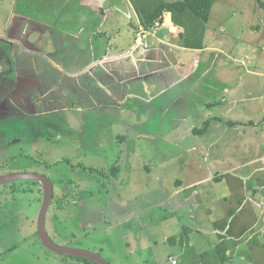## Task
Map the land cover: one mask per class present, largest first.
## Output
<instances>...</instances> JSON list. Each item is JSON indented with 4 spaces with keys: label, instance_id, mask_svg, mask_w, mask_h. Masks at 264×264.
Wrapping results in <instances>:
<instances>
[{
    "label": "rangeland",
    "instance_id": "obj_1",
    "mask_svg": "<svg viewBox=\"0 0 264 264\" xmlns=\"http://www.w3.org/2000/svg\"><path fill=\"white\" fill-rule=\"evenodd\" d=\"M99 1L104 7L103 11H107L109 20L115 18L118 12L122 17L105 26L108 22L103 25L100 16L91 22L82 16V10L75 13L77 0H0V176L34 172L53 181L55 193L65 207H57L55 198L46 216L47 234L56 244L98 252L113 264H136L135 260L123 261L118 256L119 253H130L136 245L131 241L128 245L125 239H121L119 233L126 231L125 226L113 220L108 224L103 221V198L106 187L110 185L104 184L103 172L111 173V168H107L106 172L103 166L111 167L117 159L123 164H142L149 158L137 157L132 160L129 155H122L119 149L140 148L148 151L174 147L165 137L173 123L170 118L172 111L168 110L165 98L155 101L150 109L146 103L141 107L142 101L136 99L124 106L108 107L103 102V87L91 84L85 87L86 93L77 91L80 88L76 89V93L63 92L65 89L70 90L73 84L69 88L67 83L70 78L61 72L57 75L54 72L46 73L45 70L41 77L44 84L41 81L36 83L37 77L31 75L37 68L45 66L42 62L47 64L48 71L56 69L54 61L60 62L64 71H69L94 54L97 63L91 73L100 78L103 46L110 50L119 47L115 51L117 54H123L132 47L136 38L133 26L138 25V21L134 12L127 19L128 11L121 9L130 6L132 10L129 0ZM69 23L78 28H71L73 35L65 34V41L57 43V34L62 35L59 27ZM209 24L206 45L217 46L216 50L231 54L228 60L233 66L229 67L239 68L238 73H234L232 84L244 82L253 98L264 94V0H217ZM115 26L117 28L113 29ZM105 30L107 34H103ZM156 30L151 31L158 32L155 34L158 40H174L172 36L180 33L178 28L173 29L165 24ZM82 38L86 41L84 45L80 44ZM215 53L214 57L223 55ZM244 54L250 56L245 60L246 65L237 61ZM51 57L55 58L54 61H50ZM209 57L203 61L201 57L198 62L196 58L188 61L199 72L184 81V85L190 86L195 82L198 85L218 84L221 81L217 78L218 71L214 70L221 66L220 63L228 62L222 56L219 59ZM233 57L238 59L232 62ZM175 65L179 70V65ZM184 66L182 64L180 72L185 70ZM59 81L61 83L56 91ZM140 81H132L128 87L132 89L142 84ZM49 85L54 86L51 90L55 92L47 95L43 90L49 89ZM99 88L102 91L99 92ZM178 89L167 95L174 96ZM185 95L183 102L177 105L184 104L182 111L187 107L186 111L194 117L196 109L193 94L188 91ZM259 100L262 101L261 98ZM121 106L126 110L137 109L141 123H125L138 118L133 116L132 119L128 113L121 114ZM247 109L241 106L238 113L245 114L250 110ZM260 112L257 105L252 106V116ZM121 115L125 119L123 123ZM118 120L119 123H115ZM195 126L202 128L203 123ZM246 131L248 133L240 140L242 142H249V133L253 135L257 131L264 135V126L256 123L255 126L247 127ZM123 135L129 138L125 139ZM196 136L191 135L193 138ZM192 142L191 139L187 141L189 144ZM166 143V147H163ZM103 144H106L107 151L103 150ZM242 155L251 158L255 153L250 148H244V154L237 151V156L232 155V158L239 160ZM259 164L263 165L264 160ZM92 167L96 172L91 171ZM259 174H263L261 177L264 178V172ZM41 187L42 184L33 183L31 179L0 185V264H91L76 256L54 252L43 244L38 231V219L44 201ZM114 190H110L109 197H116ZM152 248L155 251L162 250L159 246ZM152 248H145V255L151 254ZM148 264L158 263L150 260Z\"/></svg>",
    "mask_w": 264,
    "mask_h": 264
},
{
    "label": "crops",
    "instance_id": "obj_2",
    "mask_svg": "<svg viewBox=\"0 0 264 264\" xmlns=\"http://www.w3.org/2000/svg\"><path fill=\"white\" fill-rule=\"evenodd\" d=\"M76 8L78 6L74 7L75 13L79 11ZM121 9L128 11L127 19L134 12L135 18L140 22L133 6L132 10L130 6H123ZM106 14L103 25L106 21L109 24L105 26L122 17L118 12L115 18L109 20ZM169 17L171 16L166 18L165 25L173 29L176 27L181 33L183 29L174 26ZM59 28L62 35L57 34V43L65 41V34L73 35L71 28L78 27L69 23ZM115 28L117 26L113 29ZM107 30L103 34H107ZM133 32L136 36L134 44L123 54L115 52L119 47L110 50L103 46V70L99 69L100 78L91 73L97 63L94 54L69 71H64L63 65L51 57L50 61H54L56 67L54 71H48L47 64L42 62L45 66L42 65L31 74L37 77L36 83L41 81L42 84L44 80L41 77L45 70L46 73L68 76L69 88L73 85L70 90L65 89L63 92L76 93L78 88L80 89L77 91L85 92V87L91 84L103 87V91L100 88L97 90L103 92V102L108 107L124 106L136 99L142 101L141 107L146 103V107L150 109L155 101L165 98L168 110L172 111V127L165 136L170 144L173 143L172 149H119L122 155H129L132 160L137 157L149 158L147 161L141 160L142 164H123L117 159L120 165L118 174L103 175L104 184H110L106 187L103 198V221L108 224L113 220L118 225H124L126 231L119 233L121 239H125L128 245L129 241L136 244L130 253L123 252L121 255L118 252L119 258L123 261L135 260L136 264H148L150 260L152 263L173 264L172 259H177V264H264V178L261 177L263 174H259L264 172V164H259L264 160V135L256 131L253 135L248 134L249 142L240 141L248 133L247 127L255 126L256 123L264 126V94L260 93L253 98L244 82L232 84L235 80L234 73L239 68H230L232 64H229L228 59L232 55L216 50L217 46L204 43V49L193 50L181 45L179 32V35L172 36L174 40H158L155 36L158 32L150 31L144 40L147 43L145 47L139 45L140 28L138 30L137 24L133 26ZM85 42L83 38L80 39L81 45ZM215 52L223 55L214 57ZM209 56L215 59L222 56L228 62L220 63L221 66L214 70L218 71L217 78L221 81L218 84L198 85L195 82L190 86L184 85V81L199 72L188 61L196 58L198 62L201 57L203 61L209 59ZM175 58L177 60L174 61ZM233 58L232 62L238 59ZM248 58L250 56L244 54L237 61L246 65L245 60ZM175 63L179 65V70ZM182 64L185 65V70L180 72ZM138 79L142 80V84H137L132 89L128 87L130 82ZM60 83L57 82L56 91ZM51 85L49 89L43 87L47 95L55 92L54 89L51 90L54 87H50ZM177 87L179 89L174 96L167 95ZM97 90L95 89L96 95L99 94ZM188 91L193 94L195 101L194 117L191 112L186 111L187 107L182 111L184 104L177 105L183 102ZM90 101L89 104L92 105ZM253 105L259 107L260 114L252 116ZM122 106L121 114L128 113L132 115V119L140 118L137 109L126 110ZM241 106L250 110L247 109L245 114L238 113ZM178 108L181 110L177 111ZM139 118L125 123L139 124ZM193 118L196 120L193 121ZM120 120L122 123L125 120L122 115ZM207 120L211 121L207 130L196 131L195 125ZM192 134L197 135V138L191 137ZM123 136L125 139L129 138L127 135ZM189 139L193 141L190 144L187 143ZM166 145L167 143L163 147ZM176 146L179 148L175 149ZM103 148L107 151L106 144H103ZM244 148H250L255 156L250 158L242 155L239 160H234L232 155L237 156V151L244 154ZM115 163L111 167L103 166L105 171L107 168L112 169ZM111 189H115L116 197H109ZM151 245L159 246L162 250L155 251ZM145 248H152L153 252L145 255Z\"/></svg>",
    "mask_w": 264,
    "mask_h": 264
},
{
    "label": "trees",
    "instance_id": "obj_3",
    "mask_svg": "<svg viewBox=\"0 0 264 264\" xmlns=\"http://www.w3.org/2000/svg\"><path fill=\"white\" fill-rule=\"evenodd\" d=\"M79 1V2H78ZM132 4L135 12L140 18L138 22V30L144 27L146 30L151 31L152 29H158L163 26L166 22V18L170 13L171 21L174 26L182 28L180 33V43L183 47L189 49H204L206 30L209 27V22L213 14V7L217 0H129ZM261 1V0H259ZM263 3V2H262ZM78 8L82 10V16L88 21H93V18L104 17L106 14L103 9V5L99 0H77ZM38 97V96H37ZM232 122V121H230ZM237 124V122H232ZM211 124L210 120L203 123L202 128H198V132L206 131L208 126ZM51 166V165H49ZM120 165L118 161L115 163L114 167L111 169V173L108 175H117ZM92 167L91 171H94ZM104 174H107L103 172ZM33 183L41 184L37 180H32ZM53 182V181H52ZM54 184V183H53ZM42 190L44 187L42 185ZM56 198V199H55ZM53 199L57 207H64L61 200L58 198L57 194H53ZM51 201V203H52ZM79 260H85L91 264H99L98 262L85 258L78 257Z\"/></svg>",
    "mask_w": 264,
    "mask_h": 264
},
{
    "label": "water",
    "instance_id": "obj_4",
    "mask_svg": "<svg viewBox=\"0 0 264 264\" xmlns=\"http://www.w3.org/2000/svg\"><path fill=\"white\" fill-rule=\"evenodd\" d=\"M170 16V13L168 14ZM171 18V17H170ZM31 179L39 181L44 187V201L42 208L39 214L38 219V231L41 237V240L45 247L48 249L72 256L85 257L91 260L98 262L99 264H113L111 261H108L102 257L98 252L88 251L81 248L61 246L56 244L47 234L46 231V216L51 205V201L54 194V184L53 182L43 174L34 173V172H18L10 173L7 175L0 176V185L14 182L17 180Z\"/></svg>",
    "mask_w": 264,
    "mask_h": 264
},
{
    "label": "built area",
    "instance_id": "obj_5",
    "mask_svg": "<svg viewBox=\"0 0 264 264\" xmlns=\"http://www.w3.org/2000/svg\"><path fill=\"white\" fill-rule=\"evenodd\" d=\"M149 32L150 31L146 30L144 27L140 28L138 40H140L141 42L139 43V45H144L145 47H147V43H144V40L148 37ZM172 263L177 264L178 263L177 259H172Z\"/></svg>",
    "mask_w": 264,
    "mask_h": 264
}]
</instances>
